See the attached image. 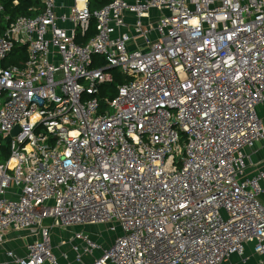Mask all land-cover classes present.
Wrapping results in <instances>:
<instances>
[{
  "label": "built area",
  "instance_id": "2783aa9c",
  "mask_svg": "<svg viewBox=\"0 0 264 264\" xmlns=\"http://www.w3.org/2000/svg\"><path fill=\"white\" fill-rule=\"evenodd\" d=\"M39 1L0 33V248L28 237L0 264H59L55 229L97 223L109 242L66 240L78 264L264 255V169L245 172L264 142V0ZM16 43L26 60L3 66ZM112 69L126 80L100 98Z\"/></svg>",
  "mask_w": 264,
  "mask_h": 264
},
{
  "label": "crops",
  "instance_id": "0c3cea01",
  "mask_svg": "<svg viewBox=\"0 0 264 264\" xmlns=\"http://www.w3.org/2000/svg\"><path fill=\"white\" fill-rule=\"evenodd\" d=\"M73 2L74 0H56L57 10H64L72 5ZM257 113L264 124V103L257 106ZM245 153L247 163L245 172L247 175L250 176L254 174L257 169H264V164L262 162L264 160V142L259 141L253 147L246 148ZM261 183H264V179L261 180ZM260 200L264 203V193L260 195ZM80 229L93 240L103 244L109 242L113 238V235H111L108 230V224L106 223L84 224L82 227L76 226L55 229L51 237V242L53 243V252L58 257L59 264H78L75 261V251L72 249L71 244L66 242L59 245V240L63 238L67 241L71 240L72 233ZM62 233L65 234V237L62 236ZM21 236H23V239ZM26 241H28V237H26L25 233L18 235L15 233L8 234V240L0 248V261L5 257L2 252L4 249H13L17 253L23 254L25 252L24 244ZM78 242L77 239L72 240L74 244ZM96 254H98V251H96ZM92 259V255H83V261L85 262H90ZM228 261L232 264H264V255L255 253L253 251V242H247L244 246L242 255L233 253L229 256ZM221 264H227V262H222Z\"/></svg>",
  "mask_w": 264,
  "mask_h": 264
},
{
  "label": "trees",
  "instance_id": "16d2710c",
  "mask_svg": "<svg viewBox=\"0 0 264 264\" xmlns=\"http://www.w3.org/2000/svg\"><path fill=\"white\" fill-rule=\"evenodd\" d=\"M0 0V33H3L10 22H12L18 16L33 17L39 14L43 9V4L39 0ZM111 0H89V7L91 9L100 8L103 5L109 3ZM96 32L95 22L92 20L88 31L83 38H77V41H85L93 36ZM27 58L26 46L24 44H14L12 51L8 57L2 62L3 66L19 65ZM113 80L110 83L103 85L100 88V98L113 97L116 93L117 85L121 84L126 78L117 70L112 69ZM102 103V100H100ZM3 158L7 157L8 150L6 145H3Z\"/></svg>",
  "mask_w": 264,
  "mask_h": 264
},
{
  "label": "water",
  "instance_id": "95a60500",
  "mask_svg": "<svg viewBox=\"0 0 264 264\" xmlns=\"http://www.w3.org/2000/svg\"><path fill=\"white\" fill-rule=\"evenodd\" d=\"M17 127L15 126L12 130H11V132H10V134L12 135V136H14L15 134H16V132H17Z\"/></svg>",
  "mask_w": 264,
  "mask_h": 264
},
{
  "label": "rangeland",
  "instance_id": "374dc122",
  "mask_svg": "<svg viewBox=\"0 0 264 264\" xmlns=\"http://www.w3.org/2000/svg\"><path fill=\"white\" fill-rule=\"evenodd\" d=\"M62 236L63 237H65V234L64 233H62ZM21 238L23 239V236H21ZM63 239H65V238H63ZM65 242H66V239L64 240ZM51 244L53 245V243L51 242Z\"/></svg>",
  "mask_w": 264,
  "mask_h": 264
}]
</instances>
